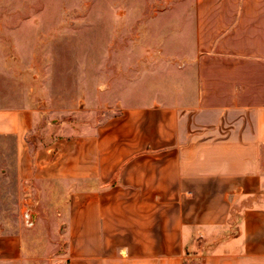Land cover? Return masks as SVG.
Returning <instances> with one entry per match:
<instances>
[{"label": "crops", "instance_id": "0c3cea01", "mask_svg": "<svg viewBox=\"0 0 264 264\" xmlns=\"http://www.w3.org/2000/svg\"><path fill=\"white\" fill-rule=\"evenodd\" d=\"M192 37L169 94L96 126L90 165L81 134L35 159L36 110L0 93V150L42 185L32 226L0 221V264H264V0H196Z\"/></svg>", "mask_w": 264, "mask_h": 264}, {"label": "rangeland", "instance_id": "374dc122", "mask_svg": "<svg viewBox=\"0 0 264 264\" xmlns=\"http://www.w3.org/2000/svg\"><path fill=\"white\" fill-rule=\"evenodd\" d=\"M195 11L196 0H0V93L3 104L36 110L34 158L81 134L82 162L90 165L98 124L169 94L173 60L193 41ZM7 146L0 150V221L32 226L25 214H34L32 195L42 185L10 166L14 146ZM45 213L40 232L58 222L53 208Z\"/></svg>", "mask_w": 264, "mask_h": 264}, {"label": "built area", "instance_id": "2783aa9c", "mask_svg": "<svg viewBox=\"0 0 264 264\" xmlns=\"http://www.w3.org/2000/svg\"><path fill=\"white\" fill-rule=\"evenodd\" d=\"M25 220H26V223L28 225H33L34 224V219H33L32 215H31V213H26L25 214Z\"/></svg>", "mask_w": 264, "mask_h": 264}]
</instances>
